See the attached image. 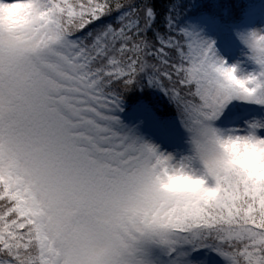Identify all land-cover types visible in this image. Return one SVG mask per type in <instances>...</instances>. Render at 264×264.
I'll return each instance as SVG.
<instances>
[{"label":"snow or ice","instance_id":"6c2138e0","mask_svg":"<svg viewBox=\"0 0 264 264\" xmlns=\"http://www.w3.org/2000/svg\"><path fill=\"white\" fill-rule=\"evenodd\" d=\"M184 12L0 0V264H264V27L228 62ZM145 90L167 147L122 119Z\"/></svg>","mask_w":264,"mask_h":264},{"label":"trees","instance_id":"16d2710c","mask_svg":"<svg viewBox=\"0 0 264 264\" xmlns=\"http://www.w3.org/2000/svg\"><path fill=\"white\" fill-rule=\"evenodd\" d=\"M184 9L182 24L195 26L201 31L208 27L224 37L236 40L235 33L245 31L252 12L264 13V0H184ZM124 112L136 121L145 116L154 122V117L164 121L175 115L167 98L155 90L130 93L125 101Z\"/></svg>","mask_w":264,"mask_h":264},{"label":"rangeland","instance_id":"374dc122","mask_svg":"<svg viewBox=\"0 0 264 264\" xmlns=\"http://www.w3.org/2000/svg\"><path fill=\"white\" fill-rule=\"evenodd\" d=\"M264 27V13L258 14L256 12H252L247 20L245 31L251 28H261ZM203 36L206 38L213 39L215 41V46L217 51L225 56L228 62H232L233 60L240 59L243 55L241 49L242 45L240 44L238 37L236 40H231L230 37H224L216 30H212L211 28L206 27L204 30H199ZM250 67V66H249ZM145 116V115H143ZM122 119L127 123L130 127H137L138 133L144 136L145 139H149L156 143H161L162 147H167L162 143V137L160 134V130L156 126V122L152 121L146 116L140 120L136 121L135 118H131V115L122 113ZM143 121V123H141ZM242 127V125H240ZM170 150V149H169Z\"/></svg>","mask_w":264,"mask_h":264},{"label":"clouds","instance_id":"9594fccd","mask_svg":"<svg viewBox=\"0 0 264 264\" xmlns=\"http://www.w3.org/2000/svg\"><path fill=\"white\" fill-rule=\"evenodd\" d=\"M6 13H7V10H6ZM261 35H264V34H261ZM257 39H259V36L257 37ZM229 147L232 148L233 146L229 145ZM240 148H241L242 154L244 155L245 160L254 159L257 155L256 150L251 147L245 148L244 146L241 145Z\"/></svg>","mask_w":264,"mask_h":264}]
</instances>
